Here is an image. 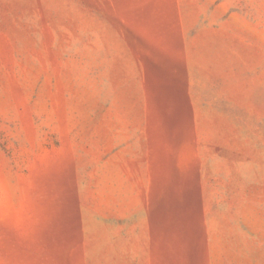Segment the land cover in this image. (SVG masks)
<instances>
[{
  "label": "rangeland",
  "instance_id": "obj_1",
  "mask_svg": "<svg viewBox=\"0 0 264 264\" xmlns=\"http://www.w3.org/2000/svg\"><path fill=\"white\" fill-rule=\"evenodd\" d=\"M0 264H264V0H0Z\"/></svg>",
  "mask_w": 264,
  "mask_h": 264
}]
</instances>
